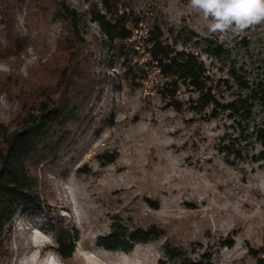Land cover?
I'll return each mask as SVG.
<instances>
[{
  "label": "rangeland",
  "instance_id": "1",
  "mask_svg": "<svg viewBox=\"0 0 264 264\" xmlns=\"http://www.w3.org/2000/svg\"><path fill=\"white\" fill-rule=\"evenodd\" d=\"M58 1L82 13L90 0ZM129 2L142 19V26L133 32L135 39L146 38L142 36L148 30L145 22L150 25L157 18L165 37L168 29H184L200 42L207 39L225 50L221 57L194 50L214 83L227 78L231 64L243 75L264 76V26L254 25L236 35L209 33L188 8V0ZM33 11L24 6L16 13L15 31L22 42L15 49L8 50L0 20V124L11 128L39 96L57 93L69 57L61 19L50 11L43 20ZM86 24L84 40L93 58L76 52L78 84L97 89L95 114L112 123L96 125L81 136L60 172L47 171L43 196L64 227L77 235L74 252L62 259L63 264H157L165 241L187 250L200 244L191 257L209 252L210 264H255L248 248L264 247V163L227 165L216 147L229 121L224 117L204 121L166 108L156 94L163 80L153 68L147 82L130 86L123 79L121 61L110 68L102 64L105 56L91 36L100 42L103 38L88 18ZM192 44L186 48L192 49ZM188 96L182 89L179 99ZM107 153H115V161L100 163L96 157ZM80 168L86 172H77ZM114 221L129 229L155 226L162 236L127 254L98 248L97 238L108 235ZM50 223L45 216H17L0 246V264H23L34 250L53 251ZM224 240H232L233 245L221 246Z\"/></svg>",
  "mask_w": 264,
  "mask_h": 264
},
{
  "label": "trees",
  "instance_id": "2",
  "mask_svg": "<svg viewBox=\"0 0 264 264\" xmlns=\"http://www.w3.org/2000/svg\"><path fill=\"white\" fill-rule=\"evenodd\" d=\"M24 6L27 12L34 8L32 15L40 19L46 20L50 11L61 19L66 32L65 52L69 57L61 70L57 93L39 96L14 127L0 124V246L17 216H45L52 221L48 225L54 240L52 250L63 260L74 252L77 235L64 227L61 218L50 209L43 196V184L47 171L62 170L81 136L94 130L96 125L112 123V119L101 113L95 114L94 103L100 96L97 89L82 88L76 76V52L88 54L84 40L88 35L87 18L103 38L100 42L91 36L105 56L104 66L110 68L114 61H121L123 79L133 87L147 82L153 68L163 80L156 87V94L166 108L177 114H193L204 121L220 117L229 121L228 131L219 138L216 147L227 165L264 163V76L243 75L241 68L231 64L226 68V79L211 81L194 50L202 49L209 57H221L225 50L220 46L207 39L200 42L195 33L184 32V29L175 32L168 29L169 36L165 37L157 18L150 25L145 22L146 38L135 39L133 32L142 19L132 10L129 0H90L87 11L82 13L58 0H0V20L8 50L21 45L22 39L15 31V18ZM126 6L130 7L128 11ZM258 25L264 26V23ZM188 44H192V49L186 48ZM178 45L181 49H177ZM143 56H146L145 61L139 63ZM182 89L189 94L186 100L179 99ZM96 158L102 164H111L116 154ZM77 172L86 171L80 168ZM161 236L162 232L155 226L129 229L114 221L109 234L97 238L96 246L108 252L127 254L134 247L157 241ZM220 242L224 247L233 245L232 240ZM199 246L187 250L165 241L157 264H210L212 254L209 252L199 254L196 259L191 257ZM248 255L255 264H264V247H249Z\"/></svg>",
  "mask_w": 264,
  "mask_h": 264
},
{
  "label": "clouds",
  "instance_id": "3",
  "mask_svg": "<svg viewBox=\"0 0 264 264\" xmlns=\"http://www.w3.org/2000/svg\"><path fill=\"white\" fill-rule=\"evenodd\" d=\"M188 8L209 33L236 35L264 23V0H188ZM23 264H63V260L54 251L34 250Z\"/></svg>",
  "mask_w": 264,
  "mask_h": 264
},
{
  "label": "built area",
  "instance_id": "4",
  "mask_svg": "<svg viewBox=\"0 0 264 264\" xmlns=\"http://www.w3.org/2000/svg\"><path fill=\"white\" fill-rule=\"evenodd\" d=\"M139 26H142V23H140ZM139 26H138V27H139ZM138 30H139V28H138ZM135 31H137V30H135ZM142 36H143V37H146V32H145L144 35H142Z\"/></svg>",
  "mask_w": 264,
  "mask_h": 264
}]
</instances>
